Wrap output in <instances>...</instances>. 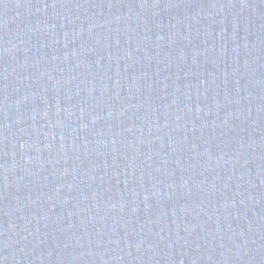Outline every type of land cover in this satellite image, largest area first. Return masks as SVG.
<instances>
[{
  "label": "water",
  "instance_id": "95a60500",
  "mask_svg": "<svg viewBox=\"0 0 264 264\" xmlns=\"http://www.w3.org/2000/svg\"><path fill=\"white\" fill-rule=\"evenodd\" d=\"M0 264H264V0H0Z\"/></svg>",
  "mask_w": 264,
  "mask_h": 264
}]
</instances>
